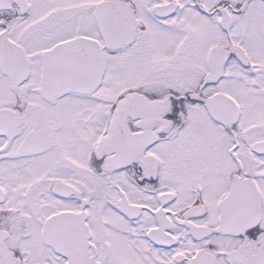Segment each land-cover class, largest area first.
Listing matches in <instances>:
<instances>
[{
	"label": "snow or ice",
	"instance_id": "snow-or-ice-1",
	"mask_svg": "<svg viewBox=\"0 0 264 264\" xmlns=\"http://www.w3.org/2000/svg\"><path fill=\"white\" fill-rule=\"evenodd\" d=\"M0 264H264V0H0Z\"/></svg>",
	"mask_w": 264,
	"mask_h": 264
}]
</instances>
